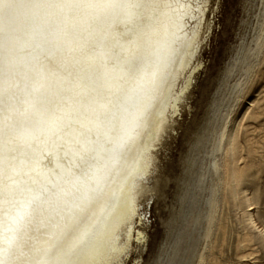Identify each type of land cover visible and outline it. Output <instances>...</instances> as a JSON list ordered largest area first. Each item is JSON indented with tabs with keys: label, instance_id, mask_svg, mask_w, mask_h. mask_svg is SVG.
I'll list each match as a JSON object with an SVG mask.
<instances>
[{
	"label": "rangeland",
	"instance_id": "374dc122",
	"mask_svg": "<svg viewBox=\"0 0 264 264\" xmlns=\"http://www.w3.org/2000/svg\"><path fill=\"white\" fill-rule=\"evenodd\" d=\"M183 1L203 11L186 20L189 36L198 30L187 67L174 80L191 48L183 35L130 99V78L110 95L98 144L81 153L67 139L88 123L89 91L104 98L122 67L121 26L139 24V6L0 0V264H53L85 237L98 251L120 223L123 249L90 264H264V0ZM162 111L144 172L143 141Z\"/></svg>",
	"mask_w": 264,
	"mask_h": 264
},
{
	"label": "bare ground",
	"instance_id": "6f19581e",
	"mask_svg": "<svg viewBox=\"0 0 264 264\" xmlns=\"http://www.w3.org/2000/svg\"><path fill=\"white\" fill-rule=\"evenodd\" d=\"M128 1L131 4L130 10L132 11V13L135 12L136 6L137 5L139 6L137 11L140 12L139 13V20L140 21H139V24L134 23L133 25H130V26H125V25L121 26L120 38L123 39V45L122 46L126 47V48H124V50L120 54V56H121L120 60H121L122 67L120 69H118L117 72H114L111 75V77H110L111 80L107 82V85L105 87L106 95L104 98L98 97V99H96V97H94V93H90V91H89L88 96L92 95V97L89 96V103L87 105H85V107L83 105H81V110L84 112H88V114L80 117V118H86V120H88V123L84 124V125L77 126V129H75V130L78 131L80 134L79 135L77 134V135L67 139V141H71L70 144H73L75 141H79V145H80L79 151L81 153L85 148L93 149V148H95L96 144H98L97 143L98 138L96 137V134H94V133H97V130H99V129H97V126L94 129V124L100 122V119H102V117L105 116V114L107 115L106 110H107V106H108L109 101H110V95L116 91H119L121 89V86H123V83L126 80L128 81V78H130L129 91L126 93L125 90L123 89L124 92L126 93V97H125L126 101H127V99H130L129 97L137 90L138 85L144 84L145 80L143 81V79H144L145 73L149 70L155 69V67H158V65L162 62L163 58L166 56L169 49L171 48L172 43L174 44L173 40L177 39V37H181L183 35H186V36L190 35L189 31L185 30V27L187 24L186 23L187 18L188 19L195 18V17L198 18L201 16V14L203 12L199 7H193V6H191V4L189 2H184L183 0H172V1L171 0H136V3H134L132 0H128ZM127 27H130L131 29L128 31H124V28H127ZM128 32H129L130 36H128ZM189 37H187L189 39L188 45L191 48L189 50L185 49V50H187V52L184 51V52H186V55L184 54V57H182L181 60L179 61V63L175 66V70H174L175 76L172 75V76H174V80H176V77L183 71V69H185L187 67L190 60L194 56V52H195L194 48L196 47V45H194V44L198 40V30H196L192 34V36H189ZM178 46H180V45H178ZM112 56H114L113 53H112L111 57ZM146 67H149V68L146 69ZM191 73H192V71H191ZM189 79H190V76H188L186 78V81H185L186 86L189 83ZM171 87H172V85L167 89L166 92H168V90H170ZM122 88H124V87H122ZM183 90L184 89H181L179 91V93H177L173 96L170 95V104H171L172 108L176 107L177 102L181 98V93L183 92ZM144 91H146V90H144ZM171 92H172V89H171L170 93ZM112 96H113V94H112ZM119 96H121V95H119ZM113 97H115V96H113ZM144 99H146V98H144ZM126 101L123 104L120 103L119 107L117 106L118 108L121 107V109H122L120 114L119 113H113L115 115L112 114L115 121L117 120L119 122L120 119L122 121V117H123L122 115L124 114L126 108L128 107V106L126 107ZM128 103H130V102H128ZM113 104H115V103H113ZM142 104H144V103H142ZM91 110H92V112H90ZM137 110H139V109H137ZM169 110H170V107H169ZM96 111H98V113H96ZM164 111H166V110H164ZM164 111H162V113H160V115L158 117H155V119L152 122L150 131L146 134L144 141H143V150L141 151V156L143 157V160H144V163H143L144 172L148 168V164L150 161L149 160L150 150L154 146V143L156 141H158V139L160 138V136L162 135V133L165 131V128H166L167 118L164 114ZM97 115H98V117H97ZM135 116L137 117V115H135ZM138 116H139V114H138ZM86 126L88 127V129H85ZM88 130H90L92 132V135L90 136V140H89V137H87L85 134ZM70 132H73V131H70ZM101 138H102V141L106 143L105 144L106 146L109 145V143H111V141L113 140L109 137L108 141L106 142V140L104 139L105 135H103ZM85 140H87L88 142L85 143ZM67 141H64V143L62 141H60L62 145L58 146V150H57V151H59L57 153H59L60 156L64 155L65 148L69 145L67 143ZM53 151H55V150H53ZM84 151H86V150H84ZM80 155H83V154H80ZM84 156H86V154ZM63 157L65 158V155ZM63 157H61V159ZM59 164H60V161H59ZM51 176H52V173H51ZM37 177L38 176H35L36 179H37ZM31 184H32L31 182H28V184H26V186H25L26 189L22 192L30 194L29 186H31ZM139 186H140L139 182L137 181V179L134 178L132 180V183L129 185V187L127 189L126 195H127L129 212H131L135 206L134 202H135V197L137 195V190H138ZM122 201H124V199ZM69 203H70V201H69ZM74 208H77V207H74ZM109 212H111V209H108L107 213H105V215H104L105 218L109 214ZM73 213L74 212H72V214ZM125 213H127V212L125 211ZM66 220L68 221V219H66ZM67 221H65V222H67ZM46 222L48 223V220ZM98 224L99 223H97L94 227L96 230H97V228H99ZM53 227L54 226L52 225V228ZM121 227H122V223L118 224L116 226L115 230L121 231ZM128 229L129 230L127 231V235H128V239H129L130 234H131V227ZM119 231H118V233L117 232L110 233V235L106 239H105V237H103L102 240L105 239L103 241V244L104 243L105 244L103 245L100 243L99 244L100 249L98 251H97L98 246L96 248L93 247L92 241L91 240L87 241L88 238L85 237L86 239H82V240L76 242L74 244V246L68 252H66L62 256H60L58 258V260L54 261L53 264H84L85 259L89 262L88 263L87 261H85L88 264H90V262L99 263L100 262L99 261L100 259L98 258L99 256H103L104 261H106V263H107L111 258L115 257L114 253H116V255H117L121 251V249H123V244L120 245L121 243L119 240V238H120ZM103 232H104V230H103ZM99 241H100V239H98V242ZM107 241H109V243ZM124 246H125V244H124ZM91 250H92V252H90ZM86 252H89V253L86 255L85 254Z\"/></svg>",
	"mask_w": 264,
	"mask_h": 264
}]
</instances>
